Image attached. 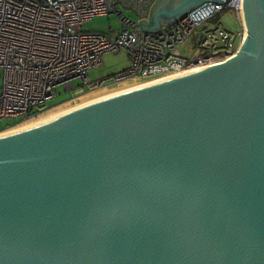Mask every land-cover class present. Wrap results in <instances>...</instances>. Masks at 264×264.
Returning a JSON list of instances; mask_svg holds the SVG:
<instances>
[{
    "label": "water",
    "instance_id": "water-1",
    "mask_svg": "<svg viewBox=\"0 0 264 264\" xmlns=\"http://www.w3.org/2000/svg\"><path fill=\"white\" fill-rule=\"evenodd\" d=\"M241 10L228 59L0 134V264H264V0Z\"/></svg>",
    "mask_w": 264,
    "mask_h": 264
},
{
    "label": "built area",
    "instance_id": "built-area-1",
    "mask_svg": "<svg viewBox=\"0 0 264 264\" xmlns=\"http://www.w3.org/2000/svg\"><path fill=\"white\" fill-rule=\"evenodd\" d=\"M153 0H0V119L26 120L41 113L36 107L50 101L56 87L70 91L73 101L100 88L124 82L145 81L184 70H197L228 59L244 35L241 0L210 3L213 10L201 19L189 15L160 31L141 30ZM132 7L138 20L118 8ZM223 7H227L222 12ZM116 12L121 26L116 31L82 29L94 16ZM234 20L232 26L225 14ZM200 29L199 34H194ZM192 39L188 54L181 47ZM124 52L126 68L100 80H89L88 71L102 64L107 53ZM187 52V51H186ZM78 79L80 84H74ZM89 88L88 90H85Z\"/></svg>",
    "mask_w": 264,
    "mask_h": 264
},
{
    "label": "rangeland",
    "instance_id": "rangeland-1",
    "mask_svg": "<svg viewBox=\"0 0 264 264\" xmlns=\"http://www.w3.org/2000/svg\"><path fill=\"white\" fill-rule=\"evenodd\" d=\"M122 13L133 20H138V16L136 12L131 7H124L119 5L118 7ZM227 7H223L222 12H225ZM224 20L235 26L234 20L229 14H225ZM108 26H111V30H117L121 26L120 15L116 12L101 15V16H94L92 19L87 20L83 23L82 29L90 32H109ZM200 29H196L194 34H199ZM192 39L188 40L184 45H182L181 50L183 54H188V49L192 45ZM187 51V52H186ZM129 64V58L124 52L119 53H107L102 58V64L100 66L94 67L88 71V78L89 80H100L107 75L116 73L124 68H126ZM1 76V71H0ZM75 86L80 84L78 79H74ZM0 85H1V77H0ZM86 88L85 90H88ZM57 94L48 102L44 103L40 107H36L35 111L44 112L47 109L66 101L71 97V93L68 90H65L62 85H58L56 87ZM22 119H13V118H1L0 119V130L8 128L14 124L19 123Z\"/></svg>",
    "mask_w": 264,
    "mask_h": 264
},
{
    "label": "bare ground",
    "instance_id": "bare-ground-1",
    "mask_svg": "<svg viewBox=\"0 0 264 264\" xmlns=\"http://www.w3.org/2000/svg\"><path fill=\"white\" fill-rule=\"evenodd\" d=\"M190 71L191 70H184V71H181V72H178V73H173V74H170V75H167V76H164V77H160V78H156V79H150V80H145V81L124 82L121 85H119L117 87H113V88H105L104 87V88H100V89H95V90H92L90 92H87V93L79 96L77 99H75L73 101L68 100V101L61 102V103H59V104L47 109L46 111H44V112H42V113H40V114H38V115H36L34 117H31L29 119L20 121L17 124H14V125H12V126H10L8 128H5L3 130H0V134L4 133V132H7V131H10V130H13V129H16L18 127H21V126H23L25 124H28V123L40 118L41 116H44V115H46L48 113H51V112H53L55 110L61 109L63 107L69 106V105L77 104V103L86 101L88 99L94 98V97L107 95V94L118 92V91H122V90H125V89H129V88L141 86V85H144V84L156 82V81H159V80H162V79H166V78H169V77L181 75V74H184V73H188Z\"/></svg>",
    "mask_w": 264,
    "mask_h": 264
},
{
    "label": "crops",
    "instance_id": "crops-1",
    "mask_svg": "<svg viewBox=\"0 0 264 264\" xmlns=\"http://www.w3.org/2000/svg\"><path fill=\"white\" fill-rule=\"evenodd\" d=\"M154 1V0H153ZM152 4V3H151ZM119 5H122L121 3H119L118 4V7H119ZM123 6V5H122ZM151 6V5H150ZM132 8V7H131ZM150 8V7H149ZM135 11V10H134ZM148 11H149V9H148ZM148 11H147V14H148ZM147 14L143 17V18H145L146 16H147ZM142 19V18H141ZM111 27V26H110ZM113 31H116V30H113Z\"/></svg>",
    "mask_w": 264,
    "mask_h": 264
}]
</instances>
